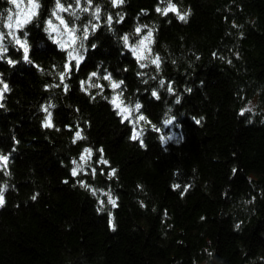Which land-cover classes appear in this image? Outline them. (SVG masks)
Here are the masks:
<instances>
[{"label":"trees","instance_id":"16d2710c","mask_svg":"<svg viewBox=\"0 0 264 264\" xmlns=\"http://www.w3.org/2000/svg\"><path fill=\"white\" fill-rule=\"evenodd\" d=\"M20 1L0 0V264H264V0Z\"/></svg>","mask_w":264,"mask_h":264},{"label":"snow or ice","instance_id":"6c2138e0","mask_svg":"<svg viewBox=\"0 0 264 264\" xmlns=\"http://www.w3.org/2000/svg\"><path fill=\"white\" fill-rule=\"evenodd\" d=\"M12 2L15 3L16 0H12ZM90 2H91V0H89V3H90ZM31 3H32V9H33V11L31 12V15L34 16V15L36 14V13H35V9L38 8L39 5L35 3V0H31ZM120 3H123V0H113V4H114V5H117V4H120ZM57 8H58L60 11H65V10H66V9H64V7L60 4L59 0H57ZM97 11H98V10H97ZM157 11L160 12V11H162V10H161L160 8H157ZM168 12H177V9H176L175 5H174V4H171L170 2H169L168 7H167L166 9L163 10V14H164V15H167ZM54 14H55V13H54ZM177 15L179 16V18H180L181 20L186 19V16H184V15H180L178 12H177ZM8 19H9V20H12V17L9 16ZM28 19H30V17H28V18H26V19H24V20H22V21H18V22H17V26H18V27L23 26V24H25V23L28 22ZM61 23H62V24L64 23V21H63L62 19H61ZM49 25L51 26V21H49ZM11 26H12V25L10 24L9 27H11ZM65 27H67V25H65ZM53 31H55L54 28H53ZM70 31H74V29H73V30H70ZM140 31H141L140 28H137V29H136V32H137V33H139ZM151 37H152V33H151V31H149L148 34H147V35H146V36L140 41V45L146 47V45H145V41H148V43H151ZM124 40H125V42L127 43L128 37L125 36V37H124ZM17 43H20V41L17 40ZM21 47L24 48V53H25V54H24V59L27 60V59H28L27 48H26V46L23 45V44H21ZM133 52H134V53H137V49L134 48V49H133ZM69 56H70V59H76V64H77V66H78V65H79V62H80V59H79V58H76V57H73L71 53H69ZM137 58H138V59H144L145 57H144L143 55H138ZM9 62L11 63V61H9ZM152 62L155 63V64H157V66H159V64H158V58H157L156 60H153ZM141 66L143 67L144 65H141ZM66 67H67V65H66ZM92 75H95V73H93ZM104 79H106V80H110L111 77H110V76H105ZM61 80H63V75L61 76ZM97 86H98V85H97ZM119 86H120V85H119L118 83H115V82L112 83V87H113V89L118 88ZM4 88H5V90H7V85H5ZM154 95H155V93H154ZM114 102H115V101H114ZM116 106L119 107V104H117ZM136 107L139 108V105H137ZM122 111H127V109H122ZM140 119H144V117L141 116ZM46 126H50V124H47ZM76 137H77V139H81V138H82V137L80 136L79 132H77ZM136 138H137L136 135H134V136H133V139H136ZM85 151L88 152L89 155L91 154L90 150H87V149H86ZM81 159H84V157L82 156ZM6 160H7V157H2V156H0V161H6ZM104 163H107V162L104 161ZM76 174H77V173H76V170L74 169V170H73V175H76ZM33 199H35V197H33ZM110 202H111L113 205H115V201H110ZM2 204H3V190L0 189V205H2Z\"/></svg>","mask_w":264,"mask_h":264},{"label":"rangeland","instance_id":"374dc122","mask_svg":"<svg viewBox=\"0 0 264 264\" xmlns=\"http://www.w3.org/2000/svg\"><path fill=\"white\" fill-rule=\"evenodd\" d=\"M20 2V8L23 11L24 15L27 16L31 14V12L33 11L32 3L30 2V4L27 5L24 0H21ZM59 18L60 19L58 21H51V27L55 29V33L60 36L64 45H67L68 47L73 49L75 46L74 42L77 38L75 30L70 31L73 30V28L69 24H67L61 17ZM61 19L64 21L63 24L61 23ZM65 25H67V27H65ZM138 49L141 51L140 47H138Z\"/></svg>","mask_w":264,"mask_h":264}]
</instances>
